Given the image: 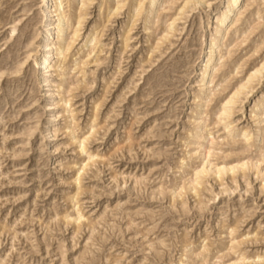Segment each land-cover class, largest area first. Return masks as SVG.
I'll use <instances>...</instances> for the list:
<instances>
[{
    "label": "rangeland",
    "instance_id": "obj_1",
    "mask_svg": "<svg viewBox=\"0 0 264 264\" xmlns=\"http://www.w3.org/2000/svg\"><path fill=\"white\" fill-rule=\"evenodd\" d=\"M203 1L165 38L164 20L175 8L164 4L163 23L146 33L125 1L98 29L89 62L77 48L69 52L62 85L71 89V112L51 121L47 135L51 109L33 59L14 72L41 31L40 0H0V264H264V123L256 134L250 113L264 76L231 105L228 118L216 114L264 60V8L259 19L239 22L237 42L223 47L224 65L198 103L202 35L213 32L223 5ZM98 2L85 10L81 33L102 18ZM250 30L251 40L240 44ZM51 81L60 83L56 72ZM85 137L82 150L78 140ZM238 160L248 162L245 175L241 166L195 175L203 163ZM77 210L80 222L72 220Z\"/></svg>",
    "mask_w": 264,
    "mask_h": 264
},
{
    "label": "bare ground",
    "instance_id": "obj_2",
    "mask_svg": "<svg viewBox=\"0 0 264 264\" xmlns=\"http://www.w3.org/2000/svg\"><path fill=\"white\" fill-rule=\"evenodd\" d=\"M64 1L65 0H40L41 14H42L41 31L40 33H38L36 36L33 37L32 41L29 42V46L31 47L30 48L28 47L29 50L27 51V54L24 56L23 60L19 62L16 69H14L15 70L14 72L18 74L26 65V63L31 58L33 59L36 69L38 87L42 91H45L44 94L47 98L45 104L46 106H49V108L51 109V112L49 114L50 117L49 121H47L46 125H44V134L46 133L47 135L49 134L51 121L58 119L62 114L64 115V113L70 114L71 112V106H72L71 99L67 98L68 95H66L69 91H71V89L69 87L67 88L64 85H62L64 80L66 79L65 74L67 67H64V63L69 55V52L72 49L77 48V53H82V59H84L82 63L84 64L85 62H87L88 59L93 54V52L95 51V49L97 48V44H98L97 42L100 39L99 38L100 34L98 32V29L100 28L101 25H105L104 24L105 22L107 23L108 21H110V18L112 16L118 15L120 13V10L126 5L127 2V0H67V6H66L67 9L65 10L63 7ZM95 1H99L98 2L99 9L103 14L101 16L102 18L99 19L98 23L95 22V24L89 26L84 33H81L82 30L81 26L86 16L85 10L89 5L94 4ZM178 1L179 0H128L127 5L130 4L129 5L130 8H133V14L135 17L134 20L138 21L139 18H143L144 20L143 28L146 31V33H152L151 31L152 28L157 26L156 24L159 23V19H160L159 15L162 11H164V9H166L164 4L167 5L170 4L169 6H167V9L175 8L174 12L171 14L169 10H165L169 12V15L167 14L168 16L167 17L165 16L166 17L165 20L162 18L165 21V28L163 30L164 34L162 37L165 38V36L169 34V32L171 31L172 25L177 20L182 18L181 16L186 12V10L196 9L199 4L206 3V1L203 0H182L178 4ZM256 2H258L259 4L258 8L255 7L257 9L253 8L250 10L249 7L254 5ZM176 4L178 5L175 6ZM222 4H223L222 9L217 15H215L216 17L214 16L215 18L213 23L214 24L213 32L209 33L205 29L204 34L202 35V42H201L202 50H203L202 60H201L202 73L199 80L201 89H200V96L197 99L198 103H202L206 98V96L211 92L210 83L213 82L214 78L216 77L215 74L216 73L215 68H217L216 66L218 65V69H221L222 66L224 65L223 60H221V58L224 57V55L221 54L223 47L227 49L229 45L233 44L234 42H237V37L235 36L238 33V31L241 29L240 26L238 25L239 22H242L243 25L246 24L249 21V19H251V17H254L255 19H259L263 13V8H264V0H222ZM209 6H211L210 3L208 5H205L206 8H208ZM247 9H249V12L245 16V18H248V20H245V18L244 20H242L243 17L242 15L247 11ZM72 19L74 23L71 22ZM161 22L163 23V21L160 20V23ZM160 23L158 25H160ZM200 23H202L203 25L204 24L203 20ZM15 31H16V26L14 25L10 28L9 35L12 36L15 33ZM252 32L253 31L250 30L248 36L240 40V44H245L248 41H250ZM125 37L126 38L123 37L124 42L128 40V36ZM261 42L264 43V39ZM260 49L261 48L257 46L254 49V51L258 53ZM229 57H230V50H228V58ZM97 60L98 59H95L93 61H97ZM238 67L237 65L235 66V68ZM54 72L57 73V76L60 81L58 85L54 84L56 88L54 87L51 81V77ZM2 73L3 71H1L0 77ZM263 76H264V60H262L256 67H254L252 71L248 72V74H246L244 78L240 79L238 83H236V86L234 87V91L232 92L231 95L227 97H223L224 102L216 112V114L219 115L217 116V118L220 119V121L222 118L224 119L228 118L231 114V109H232L231 105L237 101L240 95L242 94L246 95L249 92H251L250 90L254 89L253 82L256 79L258 80L262 78ZM227 88L228 85L224 86L223 90ZM94 107L95 109H93V111L96 110L97 107H100V105H98L97 103L92 108ZM250 113L251 115L254 114L253 117L257 128L256 134L258 135L262 134L263 133L262 126L264 123V93L262 94L261 98L257 99L253 103L252 107L250 108ZM94 115L96 117V114ZM203 124L204 122L202 120L196 121V127L198 129H202ZM219 124L220 123H218V125ZM225 129H227L228 133L234 131V128L229 125H225ZM70 132L74 134L73 130H70ZM205 135H207V133ZM248 135L249 133L244 132L243 136L244 138H246L245 140H248L247 139ZM72 138L76 139V136L73 135ZM86 139L87 137H85L83 140H78L82 150L85 149L84 140ZM210 150L211 148L207 147L206 153L209 154ZM91 161H93V158H91V156H88L86 163L88 164ZM246 165H248V162L241 160H238L237 162H230V163L228 162L222 165H212L210 163L209 164L203 163L200 168L196 169L195 175H198L199 177L200 174L202 175L205 172H208L211 175H221L228 173L229 171L239 172L240 166L242 168ZM254 165L258 170L259 169L258 161L255 162ZM251 168L253 169V167ZM261 170L263 169L261 168L257 172L259 173L261 172ZM240 172L243 175H245V171L243 170V168L242 171ZM231 179L233 181H236L234 174H232ZM122 183L126 184L127 180L123 179ZM197 184H199L198 181L196 182V185ZM194 186L195 185L192 184L191 187L194 188ZM222 190L223 189H221L220 191ZM68 216L69 215H67V217ZM82 216L83 215L80 213V210H77L76 213H74V216H72V220L80 222ZM236 263L237 260L229 264H236Z\"/></svg>",
    "mask_w": 264,
    "mask_h": 264
}]
</instances>
